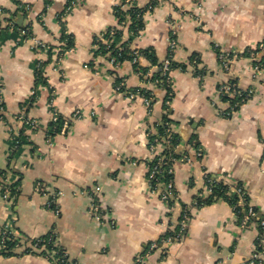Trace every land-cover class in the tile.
<instances>
[{"label":"crops","instance_id":"obj_1","mask_svg":"<svg viewBox=\"0 0 264 264\" xmlns=\"http://www.w3.org/2000/svg\"><path fill=\"white\" fill-rule=\"evenodd\" d=\"M72 1L0 0L9 27L0 37V173L7 169L5 182L19 191L11 196L0 184V251L5 230L26 239L53 232L72 264H248L260 235L264 251V230L259 221L242 226L224 198L208 202L207 185L242 188L264 220V73L255 68L264 62V0H79L69 9ZM134 6L142 10L137 31L119 12ZM110 39L143 53L139 69L132 60L115 66L100 52ZM216 43L233 57L229 74ZM169 56L176 67L163 85L152 67ZM226 79L254 90L233 111L220 92ZM121 82L148 91L151 111L118 92ZM54 111L68 123L64 132L62 124L54 131ZM22 114L34 127L20 126ZM165 116L179 138L174 213L147 181L148 133ZM21 131L26 142L12 156ZM96 200L101 220L91 210ZM184 210L183 239L167 244L166 255L150 250L162 224ZM24 247L0 264H57Z\"/></svg>","mask_w":264,"mask_h":264},{"label":"built area","instance_id":"obj_2","mask_svg":"<svg viewBox=\"0 0 264 264\" xmlns=\"http://www.w3.org/2000/svg\"><path fill=\"white\" fill-rule=\"evenodd\" d=\"M79 0H73L71 3V7H74ZM135 2V0H125V5H132ZM3 15V12L0 10V23H1V17ZM111 34H114V31H111ZM35 45L37 47L43 46V44L36 40ZM115 45L118 46L117 50ZM169 46L170 51L174 52V50L177 47V39L175 38V35H172L169 39ZM262 46V45H259ZM216 48L218 49V57L219 60L222 63V66L227 74L230 73L231 68V61L233 57H231L228 53L224 52L219 48V45L216 43ZM102 50L105 52L104 55H107L111 61V63L115 66H118L122 60V51H124V47H121L116 42L114 43L113 40H108L104 47H102ZM256 51V48L250 50L251 56H254ZM115 52V54H113ZM132 55V62L133 63H139L141 53L139 50L132 49V51L129 53ZM171 63H172V56H169L162 66L155 65L152 67V69L157 70L161 73L163 77L162 84L163 85H169L170 79H169V73L171 70ZM258 73H264V62L257 63L255 66ZM151 71L148 72V75H150ZM116 90L118 92L123 93L125 96L131 99L135 98H141L145 105L148 107L149 111H151L153 106V97L151 95H146L142 92V90H129L125 83L121 82L116 86ZM220 92L222 96L227 97L226 103L230 105V111L235 110L238 108L242 103L246 102L249 98H251L254 95V90L251 88H244L241 86L238 82L230 81V80H224L222 84L220 85ZM4 109L3 102L0 97V112H2ZM222 114L226 116V113L223 111ZM77 117H79V112L76 114ZM59 116L56 111L53 112V122L57 123L59 122ZM18 122L22 128L26 127H34L35 122L31 121L28 117L25 115H20L18 117ZM160 124H162L160 122ZM68 128L67 121L62 123V129L61 131L64 132ZM174 134L173 125L169 124L165 130V133L161 135L157 129V127L151 129L148 133L150 138V150L154 157L151 160L150 163V171L147 177V181L150 185V188L152 189L153 193H156L159 195L160 199L164 202L169 204V209L172 213H174L175 206L177 205V193L175 191V185L172 178L173 175V166L172 162L174 161V154L175 149L177 145H172V136ZM19 133L16 132L14 136L15 143H19L18 138ZM16 147V146H15ZM196 158L198 160H201L203 158V151L201 148H198L196 153ZM214 181L208 180L207 185V191L212 193V187L214 185ZM229 195H234L238 197V201L231 204L234 212L240 217V224L242 226H245L253 221H259L260 227L264 230V220L259 218L257 216L256 211L254 208L250 205V203L247 201L245 197V193L242 188L240 187H234L230 188ZM5 199L8 197L7 191L4 193L3 196ZM92 212L94 213L96 219L101 220L103 218L102 213L103 209L100 206L99 201L96 200V202L91 207ZM188 224V213L187 210H184L179 218L177 220L173 219V216L169 219L168 222H164L162 224L164 233L160 237L158 242H154L150 246V250H159L164 255L167 254V250L165 247L167 244L172 242H179L183 239L184 232L187 228ZM7 230L4 231V233ZM3 233V234H4ZM264 234V232H263ZM261 235L256 239V252L254 255V258L248 263V264H262L264 260V251H263V245L261 242ZM3 244V243H2ZM3 246V245H2ZM261 248V249H260ZM134 264H141V259H137Z\"/></svg>","mask_w":264,"mask_h":264},{"label":"trees","instance_id":"obj_3","mask_svg":"<svg viewBox=\"0 0 264 264\" xmlns=\"http://www.w3.org/2000/svg\"><path fill=\"white\" fill-rule=\"evenodd\" d=\"M125 4V1H124ZM119 12L122 15H129L131 17V29L134 31H137L140 27V21H141V13L142 10H140L137 7H131L129 10L127 11H122V9L119 10ZM9 27H2V24L0 23V37L1 34L5 31L8 30ZM118 33L114 31V34H111V32H109L108 36L111 38H114ZM113 40L115 43L114 39H110ZM121 47H124V51H122V57L121 60H132V55H130L129 53L132 51V48L129 47L128 43L122 44L120 45ZM102 47H104V45L101 46L100 52L105 54V52L102 50ZM116 50L118 48L117 45H115ZM141 53V52H140ZM113 54H115V52H113ZM143 54V53H141ZM163 63H157L154 65H158V66H162ZM136 67H138L139 69V63L135 64ZM176 67V63H174L172 61L171 63V68ZM154 79H159L160 82L163 81V77L161 75L160 72H155ZM143 93H145L146 95H150V93L148 91L142 90ZM224 100L227 99V97H223ZM162 124H158L157 125V129L159 131V133L161 135H163L165 133V130L167 128V126L169 124H172L171 119H169V117L165 116L163 118V120L161 121ZM62 124V120H59V122L54 124V131L57 133L60 130ZM172 145H177L179 144V138L176 134H173L172 136ZM19 143H15V140L13 139V144H12V156H15L16 154H19L21 148L23 147V145L26 142L25 139V134L23 133V131L20 132L19 137L17 138ZM16 146V147H15ZM175 156V154H174ZM8 175V170H3L0 173V184L3 185L4 189L8 188V190L10 191L11 196H15L18 195L19 191L17 190L16 186L13 185H9L5 182L6 178ZM212 194L208 199V202L211 200H216L219 198H224L226 201H228L230 204L237 202L238 201V197L237 196H232L229 195V190L230 187L224 184H220V183H214L213 187H212ZM204 203H207V201H203ZM21 233H15L14 231L11 230H7L1 238L2 241V245L3 248L0 251V256H11L14 255L16 253V251L18 250L19 247L21 246H25L23 253L25 254H34V253H39L41 255H44L46 257L51 258L53 261H55L57 264H72L66 254L60 249V247L56 244V236L55 233L50 232L44 236H41L39 238H35V239H26L24 238V236L22 235L21 237ZM22 238H24V242L22 243L21 240ZM261 249V248H260ZM263 264V263H262Z\"/></svg>","mask_w":264,"mask_h":264}]
</instances>
